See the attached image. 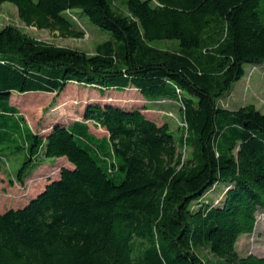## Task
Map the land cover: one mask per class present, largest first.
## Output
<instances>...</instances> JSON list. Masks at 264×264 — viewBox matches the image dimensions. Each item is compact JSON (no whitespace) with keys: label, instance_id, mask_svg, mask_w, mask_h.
<instances>
[{"label":"trees","instance_id":"16d2710c","mask_svg":"<svg viewBox=\"0 0 264 264\" xmlns=\"http://www.w3.org/2000/svg\"><path fill=\"white\" fill-rule=\"evenodd\" d=\"M3 2L26 25L73 37L83 34L71 13L78 9L109 38L87 54L0 26V144L17 134L5 119H25L14 92L54 93V104L74 82L100 94L133 88L150 103L87 102L82 119L56 121L46 133L22 128L27 156L17 181L43 156H64L72 168L0 211V264H264V255L237 250L264 211V112L216 103L245 63L261 66L264 91V0ZM161 100L180 103L178 141L148 115ZM184 144L191 153L183 160ZM219 184L214 204L204 197Z\"/></svg>","mask_w":264,"mask_h":264},{"label":"rangeland","instance_id":"374dc122","mask_svg":"<svg viewBox=\"0 0 264 264\" xmlns=\"http://www.w3.org/2000/svg\"><path fill=\"white\" fill-rule=\"evenodd\" d=\"M114 1L117 6H121V0ZM71 13L76 18L74 20L76 28L83 32L80 37L64 36L57 30L26 25L18 17L16 7L9 2L0 3V26L12 25L37 40L79 49L87 54L94 52L95 46L99 42L109 38L108 31L100 30L86 16L80 14L78 9L71 10ZM153 43L162 48H173L174 44L169 40H156ZM243 67L245 69L244 75L235 81L230 91L217 99L216 103L232 109L250 103L264 112L262 68L252 63H245ZM53 96L54 93L44 92H14L11 96V103L25 119L23 120L16 115V119H5L7 127L17 134H13L14 140L4 141V144H0V153L4 155L2 160L0 158L2 169L0 170V211L23 205L25 200L40 192L45 183L56 179L59 176V169L62 167L60 165H63L61 159L43 156L40 158L42 167L38 166L40 164L37 165L38 167L36 166L42 173H36L37 170L34 168L26 174L21 182L17 181L15 178L16 171L27 156L22 144L25 140L18 138L21 136L19 134H21L22 128L29 126L35 132H46L56 121L69 122L74 119H82V110L87 102L107 100L121 104L150 103L141 99L133 88H126L123 91L111 89L105 94H100L97 87L74 82H69L65 90L56 97L54 104H51ZM142 96L147 97L146 95ZM158 98L155 97L153 100ZM155 104H163V107L157 105L151 107L148 110V115L155 118L158 123L166 121L169 124L170 132L178 141L185 134V125L179 109L180 103L173 100H161ZM90 128L98 136L106 133L103 128L92 124H90ZM178 150L181 152L183 160L190 156L191 148L188 145H179ZM43 163L48 165L47 171H44L46 166L43 167ZM223 189L222 185H216L206 192L204 198L217 204L220 202ZM237 250L240 254L252 252L257 255H264V211L257 213L253 231L239 237Z\"/></svg>","mask_w":264,"mask_h":264},{"label":"crops","instance_id":"0c3cea01","mask_svg":"<svg viewBox=\"0 0 264 264\" xmlns=\"http://www.w3.org/2000/svg\"><path fill=\"white\" fill-rule=\"evenodd\" d=\"M65 123L67 124L68 122H65ZM89 129H90L91 132H93V131L91 130V128H90V124H89ZM23 130H25V129H23ZM31 130H32L33 132H35L32 128H31ZM47 131H48V130H47ZM47 131H46V132H47ZM46 132H35V133H46ZM26 133H27L26 130L23 131V135H24V136H26ZM93 133H95V132H93ZM95 134H96V133H95ZM57 159H61V163H62L63 165H60V166H62V167L64 166V167H68V168H72V164L66 159V157L61 156V157H57ZM38 166H39V167H42L41 164L38 165ZM38 166H37V167H38ZM45 166H46V168H45V169L43 168V169H44V171H47V169H48L47 166H48V165H47L46 163H43V167H45ZM37 167H35V168H36L35 170H37L36 173H42V172H39L40 170H38ZM0 170H2V169H0ZM56 178H58V176H57ZM45 185H46V183L43 185V188H44ZM40 191H41V190H40ZM36 194H37V193H36ZM36 194H35V195H36ZM35 195H33V196H31V197H34ZM31 197H29L28 199H30ZM28 199L25 200V201L27 202ZM26 202H25V203H26ZM25 203H24V204H25Z\"/></svg>","mask_w":264,"mask_h":264}]
</instances>
